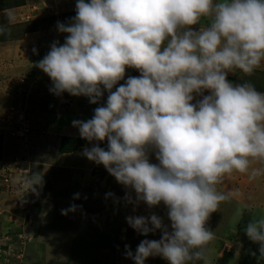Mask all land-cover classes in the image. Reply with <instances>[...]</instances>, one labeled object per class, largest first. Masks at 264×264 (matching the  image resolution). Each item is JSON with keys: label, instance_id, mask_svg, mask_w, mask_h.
Masks as SVG:
<instances>
[{"label": "clouds", "instance_id": "9594fccd", "mask_svg": "<svg viewBox=\"0 0 264 264\" xmlns=\"http://www.w3.org/2000/svg\"><path fill=\"white\" fill-rule=\"evenodd\" d=\"M202 19L206 27H190ZM57 27L70 35L38 62L50 91L92 104L108 92L91 119L73 121L89 142L107 140V150L97 143L83 155L133 190L137 202L168 209L171 230L155 214L126 218L142 235L162 230L161 239H144L127 256L135 264L157 255L170 264L204 259L215 235L206 221L233 196L217 185L233 173L264 175V93L227 79L237 69L251 76L264 61V0H77L71 23ZM6 30L0 24V34ZM126 67L141 75L112 91ZM194 93L203 96L195 104ZM28 183L35 191L42 177ZM245 231L264 259V216Z\"/></svg>", "mask_w": 264, "mask_h": 264}, {"label": "rangeland", "instance_id": "374dc122", "mask_svg": "<svg viewBox=\"0 0 264 264\" xmlns=\"http://www.w3.org/2000/svg\"><path fill=\"white\" fill-rule=\"evenodd\" d=\"M23 3L0 11V24L7 25V32L1 34L6 38L0 41V264H135L127 252L135 255L144 239H161L162 230L145 236L133 229L126 218L155 214L171 230L168 209L163 202L152 208L137 202L133 190L118 183L103 164L83 155L85 148L97 143L107 150L106 139L86 140L71 153L62 154L58 150L61 136L80 137L73 121L91 119L94 109L106 104L108 92L105 90L100 101L92 104L84 95L73 96L66 91L56 95L50 91L52 80L38 67V62L54 42L61 45L70 35L60 32L57 23H71L77 0ZM9 13L13 18L10 24ZM207 25L208 20L202 19L190 27L199 31ZM140 75L138 69L126 67L124 79L112 91L129 77ZM227 79L233 85L250 82L264 93V61L251 76L237 69L228 72ZM209 94V90H204L203 95ZM193 95L194 104L203 98ZM149 158L151 163H159L154 151L149 152ZM34 177H42V184L34 185L35 191L28 183ZM260 183L249 182L251 185L245 188L253 185L257 189L256 185L263 184ZM224 184L228 187V183ZM230 186L239 197L245 195L246 191H242L245 188ZM246 202L241 208L235 207L234 202L231 204L237 218L239 213L244 214L243 221L234 218L229 222L232 226L239 225L236 231L223 229L231 212L225 220L221 216L211 220L217 213L210 214L205 227L218 235L212 240L220 242L217 245L211 240L204 259L195 264H204L208 256L223 264L220 253L226 258L225 264H238L250 249L260 246L247 237L245 229L249 222L264 216V190L249 191ZM72 205L77 206L75 211L62 214V210ZM221 233L226 235L219 237ZM152 263L170 264L158 255L145 259V264Z\"/></svg>", "mask_w": 264, "mask_h": 264}, {"label": "crops", "instance_id": "0c3cea01", "mask_svg": "<svg viewBox=\"0 0 264 264\" xmlns=\"http://www.w3.org/2000/svg\"><path fill=\"white\" fill-rule=\"evenodd\" d=\"M9 9H4V10H0V11H6V10H9ZM208 23H209V21H208ZM69 153H71V152H69ZM62 154H66V153H62ZM260 166L261 165H259V164L254 165V167H260ZM63 173H65V172H63ZM249 182L250 183H252V182H254V183L255 182H261L262 183L263 182V184L260 183L261 184L260 186L255 184L257 189H253V185L251 187L248 186L247 188H245V186L251 185V184H247ZM224 183H228L226 186H228L229 188H231V186H230V184H231L233 187H236V188H239V189H242V188L247 189V190L242 189V191L243 190L246 191L244 193L245 195L243 196V193L241 192L242 195L239 197L238 194H236L238 192L235 191V193H234L228 187H225V184ZM262 189L264 190V175H261V176L257 177L256 179H249V175L248 174H241V173H233L231 176H225L224 179H223V181L220 184L217 185V190L220 191V192H223V193H232L233 196H232V198L230 200L221 202L220 205H219L218 210L215 211V212H213V213H217V214H215V217L213 216L210 219L211 220H214L216 217L221 216V218L223 220H225L226 219V216H228V214L231 212L230 213L231 215H230L228 221L225 220V225L223 226V229H224V232L227 231L226 230L227 228H229V229H231L233 231H236L239 225L234 223L233 226H232V225L229 224V222L232 221L234 218L235 219H238L239 218L240 221H243L244 214L243 213H241V214L239 213L238 214V218H237V213L234 212V211H231L233 209V206H232L233 205V202H234V206L235 207H240V205L244 207V204H247V202H246V195L249 193V191H251L253 193V192H257L258 190H260V192H261ZM230 205H231V207H230ZM238 223H239V221H238ZM223 235L225 236L226 234L225 233H221L219 235V237H222ZM214 237H218V235L216 234V235H214ZM215 241H216L217 245L220 242L219 239H215L213 241V243ZM211 247H212V242H211ZM212 250L213 249H210V253H212ZM218 255L224 259L223 260L224 261L223 264H225L226 263V258L221 253L218 254ZM212 260H213L212 257L211 256H208L207 257V261L205 259V263L204 264H206V262L208 264H210ZM212 262H213V264H217L214 261H212ZM152 264H154V263H152Z\"/></svg>", "mask_w": 264, "mask_h": 264}, {"label": "trees", "instance_id": "16d2710c", "mask_svg": "<svg viewBox=\"0 0 264 264\" xmlns=\"http://www.w3.org/2000/svg\"><path fill=\"white\" fill-rule=\"evenodd\" d=\"M23 2L24 0H0V10L9 9L24 4ZM6 32L7 30L5 31V33ZM5 38L6 37L4 35L0 34V41L4 40ZM85 141L86 139L82 137L63 135L60 137L58 150L61 153L72 152L82 147ZM259 247H254L253 249H250L247 255H244V257L239 261L238 264H261V261H263L264 259L260 257ZM243 249L245 250L246 248ZM253 253H255V255H253Z\"/></svg>", "mask_w": 264, "mask_h": 264}]
</instances>
